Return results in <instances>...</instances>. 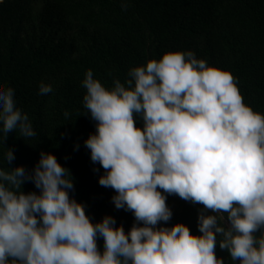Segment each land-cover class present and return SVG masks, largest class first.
<instances>
[{
    "label": "clouds",
    "instance_id": "1",
    "mask_svg": "<svg viewBox=\"0 0 264 264\" xmlns=\"http://www.w3.org/2000/svg\"><path fill=\"white\" fill-rule=\"evenodd\" d=\"M82 86V114L95 122L84 147L104 170L99 185L133 222L125 231L109 214L91 220L53 153L41 150L26 169L5 146L0 264H225L217 243L234 264H264V114L243 102L229 71L170 50L111 87L87 70ZM50 92L40 84V95ZM17 129L36 135L14 90L0 84V143ZM25 182L38 191H23ZM167 195L201 206L199 234L183 222L167 226Z\"/></svg>",
    "mask_w": 264,
    "mask_h": 264
},
{
    "label": "trees",
    "instance_id": "2",
    "mask_svg": "<svg viewBox=\"0 0 264 264\" xmlns=\"http://www.w3.org/2000/svg\"><path fill=\"white\" fill-rule=\"evenodd\" d=\"M170 50L192 51L229 71L243 102L264 114V0H0V84L14 90L16 107L36 133L21 138L18 129L10 131L0 143V167H6L5 146L14 152L12 165L26 169L41 150L53 153L74 177L70 195L85 204L90 219L109 214L127 231L131 212L114 207V190L99 185L104 170L84 147L95 122L82 114V81L91 70L107 87L115 79L123 83L130 67ZM41 83L52 92L40 95ZM22 190L38 191L31 182ZM166 203L167 226L179 221L199 234L200 205L177 195H167ZM215 253L234 264L218 243Z\"/></svg>",
    "mask_w": 264,
    "mask_h": 264
},
{
    "label": "rangeland",
    "instance_id": "3",
    "mask_svg": "<svg viewBox=\"0 0 264 264\" xmlns=\"http://www.w3.org/2000/svg\"><path fill=\"white\" fill-rule=\"evenodd\" d=\"M42 4L41 3H39L37 6H41Z\"/></svg>",
    "mask_w": 264,
    "mask_h": 264
}]
</instances>
